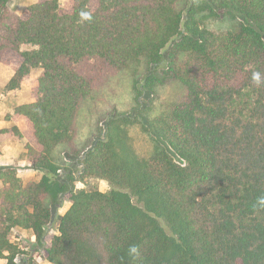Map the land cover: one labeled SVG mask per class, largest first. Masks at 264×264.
Masks as SVG:
<instances>
[{
  "label": "trees",
  "instance_id": "1",
  "mask_svg": "<svg viewBox=\"0 0 264 264\" xmlns=\"http://www.w3.org/2000/svg\"><path fill=\"white\" fill-rule=\"evenodd\" d=\"M11 1L0 65L32 90L6 119L40 175L0 168V259L21 227L50 264H264V0Z\"/></svg>",
  "mask_w": 264,
  "mask_h": 264
},
{
  "label": "rangeland",
  "instance_id": "2",
  "mask_svg": "<svg viewBox=\"0 0 264 264\" xmlns=\"http://www.w3.org/2000/svg\"><path fill=\"white\" fill-rule=\"evenodd\" d=\"M36 1L37 0H12L10 6L18 14H22L26 7ZM60 2L62 7L67 5L66 0H60ZM25 48H28V46H25ZM41 72L42 70L40 68L34 69L32 71V77L39 76ZM13 73L14 71L10 66L6 64L0 65V120L6 119L9 115L14 114L18 106L28 103L31 99V82H26L16 89H9L7 87ZM249 101L250 97L244 96L235 103V107H245ZM16 124H19L22 129H19ZM7 129H9L7 133L0 135V168L13 166L17 168L20 176L25 181L37 179L40 173L31 169L27 164V141L21 136V131L24 129V123L22 121L16 123L12 121L10 127ZM132 135L134 141L138 145L147 143L149 140L142 128L138 126L133 127ZM176 160L182 162L178 158H176ZM77 188H85L87 190L100 189L102 191H109L111 189L106 180L98 178H88L84 183L78 182ZM70 205V202H66L61 208H59L58 214L63 215L69 209ZM58 223L59 221L56 218L49 228L51 233L58 232ZM13 241L19 247V252L16 257L18 264H50V262L45 259L41 247L36 243L31 232L23 229H14ZM2 262H7V260H0V263Z\"/></svg>",
  "mask_w": 264,
  "mask_h": 264
},
{
  "label": "crops",
  "instance_id": "3",
  "mask_svg": "<svg viewBox=\"0 0 264 264\" xmlns=\"http://www.w3.org/2000/svg\"><path fill=\"white\" fill-rule=\"evenodd\" d=\"M11 123H12V121H9V120H7V119H3V120H0V128H3V127H7V128H9L10 127V125H11ZM18 127H19V129H22V127L19 125V124H16ZM14 229H23V228H21V227H15ZM23 230H25V229H23ZM27 231V230H26ZM4 260H7V259H5V258H3ZM3 259H0V260H3ZM7 262H2V263H0V264H6Z\"/></svg>",
  "mask_w": 264,
  "mask_h": 264
},
{
  "label": "clouds",
  "instance_id": "4",
  "mask_svg": "<svg viewBox=\"0 0 264 264\" xmlns=\"http://www.w3.org/2000/svg\"><path fill=\"white\" fill-rule=\"evenodd\" d=\"M254 79H259L258 74L254 75Z\"/></svg>",
  "mask_w": 264,
  "mask_h": 264
},
{
  "label": "built area",
  "instance_id": "5",
  "mask_svg": "<svg viewBox=\"0 0 264 264\" xmlns=\"http://www.w3.org/2000/svg\"><path fill=\"white\" fill-rule=\"evenodd\" d=\"M16 261H17V258H16Z\"/></svg>",
  "mask_w": 264,
  "mask_h": 264
}]
</instances>
